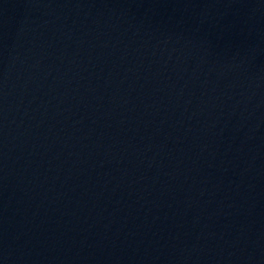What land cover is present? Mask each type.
<instances>
[{
	"label": "water",
	"instance_id": "1",
	"mask_svg": "<svg viewBox=\"0 0 264 264\" xmlns=\"http://www.w3.org/2000/svg\"><path fill=\"white\" fill-rule=\"evenodd\" d=\"M0 264H264V0H0Z\"/></svg>",
	"mask_w": 264,
	"mask_h": 264
}]
</instances>
